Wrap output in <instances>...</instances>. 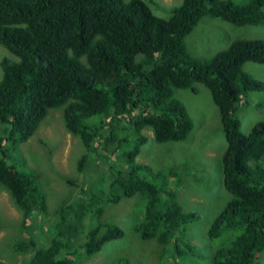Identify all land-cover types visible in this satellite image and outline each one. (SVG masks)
Masks as SVG:
<instances>
[{
  "label": "trees",
  "instance_id": "trees-1",
  "mask_svg": "<svg viewBox=\"0 0 264 264\" xmlns=\"http://www.w3.org/2000/svg\"><path fill=\"white\" fill-rule=\"evenodd\" d=\"M263 6L264 0L241 5L181 0L162 19L140 0H0V46L15 58L0 61V124L5 129L0 185L21 210L22 225L29 229L34 224L33 233L40 235L18 244L20 250L34 246L24 264H77L78 251L87 257L97 254L122 232L105 222L85 230L83 222L98 219L103 204L135 195L144 201L135 227L139 239L169 246L175 257L183 254L188 247L181 238L195 218L181 211L175 193L166 188L171 170L152 173L134 160L146 143L145 128L156 144L186 139L193 124L174 92L196 93V85L208 91L218 112L225 142L221 184L229 196L205 236L217 244L233 234L228 244L217 245L211 264H259L257 255L264 248V121L243 135L236 113L245 93L264 90V83L242 70L247 62L264 64V40L235 39L204 60L188 55L184 41L202 18L235 27L263 25ZM57 109L67 132L84 148L76 171L89 175L45 228L40 223L45 196L36 176L5 159L34 134L49 110ZM117 153L124 164L120 168L110 164ZM101 164L107 166L104 171ZM97 170L101 178H92ZM157 179L164 183L156 185Z\"/></svg>",
  "mask_w": 264,
  "mask_h": 264
},
{
  "label": "rangeland",
  "instance_id": "rangeland-1",
  "mask_svg": "<svg viewBox=\"0 0 264 264\" xmlns=\"http://www.w3.org/2000/svg\"><path fill=\"white\" fill-rule=\"evenodd\" d=\"M129 0H125L127 2ZM153 15L167 19L181 0H140ZM236 5L248 0H230ZM264 11V6H263ZM235 39L264 40V24L235 27L228 23L202 18L185 38L188 55L207 59L228 46ZM3 58L15 59L0 46V61ZM242 70L252 78L264 83V64L247 62ZM1 76V71H0ZM197 92L176 90L174 97L182 103L193 127L185 140L176 143L156 144L150 129L142 134L146 143L135 158L137 165L147 166L152 173L168 172L166 188L175 193L176 201L183 213H192L194 220L185 226L181 238L187 245L180 257H175L169 246H158L153 240L139 239L135 227L142 219L144 201L140 195L121 199L117 204H103V212L98 219L87 217L84 229L93 227L96 222H105L118 227L122 236L103 245L101 250L90 257L78 251L74 256L77 264H115L127 260L131 264H211L213 251L217 245L229 243L232 235L218 239L217 244L208 241L205 233L213 218L221 211L229 196L221 184V155L225 142L219 124L218 112L208 91L196 85ZM239 131L246 135L259 121H264V90L247 92L241 97L236 113ZM0 124V136L4 134ZM84 148L77 138L64 127L59 109L49 110L39 123L34 134L18 150L5 159L6 164H14L25 173H33L45 196L46 211L40 218L42 227L50 228L56 219V211L62 202H70L78 194L79 187L89 174L79 175L76 171L78 158ZM114 167L124 166L119 153L111 159ZM20 165V166H19ZM107 166L100 167L104 171ZM92 178H101L95 171ZM164 183L157 179V183ZM153 181V180H152ZM69 182L74 185H70ZM86 183V182H85ZM34 224L29 229L22 225L21 210L15 206L6 190L0 185V264H24L34 246L27 250L17 248L18 244L35 235ZM39 234V233H38ZM47 234V233H44ZM51 234L48 231V237ZM41 237V241L43 240ZM47 243V242H46ZM16 247V249H15ZM258 263L264 264V248L257 255Z\"/></svg>",
  "mask_w": 264,
  "mask_h": 264
},
{
  "label": "crops",
  "instance_id": "crops-1",
  "mask_svg": "<svg viewBox=\"0 0 264 264\" xmlns=\"http://www.w3.org/2000/svg\"><path fill=\"white\" fill-rule=\"evenodd\" d=\"M190 55V54H189ZM190 56H192V55H190ZM192 57H195V56H192ZM196 58V57H195ZM198 59V58H197ZM199 60H204V59H199Z\"/></svg>",
  "mask_w": 264,
  "mask_h": 264
}]
</instances>
